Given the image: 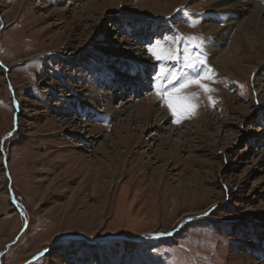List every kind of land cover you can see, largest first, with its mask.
<instances>
[{
	"label": "rangeland",
	"instance_id": "374dc122",
	"mask_svg": "<svg viewBox=\"0 0 264 264\" xmlns=\"http://www.w3.org/2000/svg\"><path fill=\"white\" fill-rule=\"evenodd\" d=\"M250 2L237 20L264 28ZM210 8L0 0V264H264V39L228 65ZM201 61L210 91L170 110Z\"/></svg>",
	"mask_w": 264,
	"mask_h": 264
},
{
	"label": "bare ground",
	"instance_id": "6f19581e",
	"mask_svg": "<svg viewBox=\"0 0 264 264\" xmlns=\"http://www.w3.org/2000/svg\"><path fill=\"white\" fill-rule=\"evenodd\" d=\"M257 1L258 3L262 4L261 5L262 7L261 6L259 7L258 5H254L256 6V9H257L256 14H258L257 17L260 15L262 17L264 16V0H257ZM207 3L210 4L211 10L210 12L207 13V17L203 19V26L207 28L209 32H213L217 30L215 37H216V40H218L220 43H224L225 39L229 37L230 35H232L231 36L232 40L230 42L229 48L224 54L225 56L224 61L228 65L234 66V63H235L234 60L237 56V53L241 50L242 46H245V45L252 46L253 44H257L260 41L259 40L260 38L264 39V28L262 26L257 25L258 27L256 26L253 29V27L251 26V23L248 20H242V21L237 20L238 16H240L243 12H245L247 8L249 7V5L252 4L250 0H207ZM172 18L177 19L178 15L177 16L174 15ZM216 20L224 21L225 24L223 28L217 29L214 23ZM133 52H134L133 59L129 57L130 58L129 63L131 64V66L128 67V69H130L133 66H138L139 71L137 73L139 74V76L144 78L146 77V72L149 69H151L152 68L151 66L153 65L150 62H147L146 58L142 57L143 55L142 49L135 48ZM216 52H217L216 48L215 49L209 48L206 51V56L209 57V54L215 55ZM131 53L130 51H128L126 55L129 54L130 56ZM138 57L140 58V60L136 59ZM256 70L257 68H254L250 71V73L256 72ZM252 90L255 92V96H257L262 102L263 101L262 93L264 91V71H263V74L260 77H258L255 80V82H253ZM125 110L126 109H123L120 111H108V113L111 115H117V114L124 113ZM184 223L185 222L182 221L180 225L182 226Z\"/></svg>",
	"mask_w": 264,
	"mask_h": 264
},
{
	"label": "snow or ice",
	"instance_id": "6c2138e0",
	"mask_svg": "<svg viewBox=\"0 0 264 264\" xmlns=\"http://www.w3.org/2000/svg\"><path fill=\"white\" fill-rule=\"evenodd\" d=\"M210 39V38H208ZM204 41H202L203 43ZM148 51L149 53L154 57V59H156L157 61H159L162 57L157 55L156 52L153 50L152 46L148 47ZM169 56H171V52L168 53ZM204 62L201 61L200 65L201 66V72L197 73L195 76H192L190 78H183L184 82L183 83H179V81H177L179 83V88L173 87L172 91L168 94L166 102L168 104V107L171 109L175 108V112H178L180 114H183L186 110L185 108V101L192 99L194 97V94L190 95V96H182L181 93L183 90L196 85L199 86L200 88L204 89L205 92L210 91L209 88H207V86L202 83L203 80L209 79L210 77L208 75L203 74L205 69L203 67ZM197 65H191L189 64L188 67H195ZM129 73L131 75H136L137 72L139 71V67L138 66H133L130 69H128ZM208 72H211V69H207ZM173 77L175 78V74H173ZM167 78V74L165 73L164 69H160L159 73L155 74L153 77V82H155V80H162V79H166ZM158 94L163 95V91H158ZM211 99V98H210ZM175 114V113H174ZM9 135H12V133H9ZM205 215H208V213H205ZM160 236L163 235H168V234H159Z\"/></svg>",
	"mask_w": 264,
	"mask_h": 264
}]
</instances>
